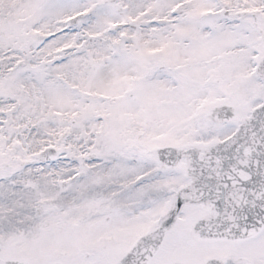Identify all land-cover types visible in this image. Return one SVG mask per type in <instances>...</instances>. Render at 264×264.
I'll use <instances>...</instances> for the list:
<instances>
[{"label":"snow or ice","instance_id":"obj_1","mask_svg":"<svg viewBox=\"0 0 264 264\" xmlns=\"http://www.w3.org/2000/svg\"><path fill=\"white\" fill-rule=\"evenodd\" d=\"M0 264H264V0H0Z\"/></svg>","mask_w":264,"mask_h":264}]
</instances>
